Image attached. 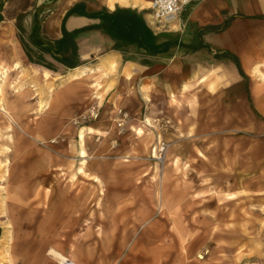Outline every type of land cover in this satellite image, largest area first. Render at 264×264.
Listing matches in <instances>:
<instances>
[{
    "label": "crops",
    "instance_id": "1",
    "mask_svg": "<svg viewBox=\"0 0 264 264\" xmlns=\"http://www.w3.org/2000/svg\"><path fill=\"white\" fill-rule=\"evenodd\" d=\"M12 5L0 0V121L10 135L5 175L14 184L2 205L8 229L1 264H57L51 249L92 264L81 257L82 247L103 260L94 247L105 246V236L122 228L121 211L133 230L138 224L117 178L105 173L129 165L130 156L120 154L135 150L138 141L146 150L156 136L170 145L162 208H169L164 193L170 167L184 182L187 177V183H203L193 199H206L212 190L232 197V182L248 181L250 163L264 166V0H189L167 28L155 20L151 0H29L15 14ZM118 9L136 13L157 43L176 40V45L153 54L146 44L125 43L94 27L100 18L93 14ZM63 27L77 31L75 67L44 50L54 48ZM20 36L34 57L54 68L30 61ZM92 101L98 118L74 126L72 117ZM120 113L126 115L122 135ZM24 132L39 139L65 136L63 152L77 159L33 147ZM30 158L40 175L9 174V167L24 166L20 161ZM177 194L184 198L183 190ZM185 228L178 222L177 230Z\"/></svg>",
    "mask_w": 264,
    "mask_h": 264
},
{
    "label": "rangeland",
    "instance_id": "2",
    "mask_svg": "<svg viewBox=\"0 0 264 264\" xmlns=\"http://www.w3.org/2000/svg\"><path fill=\"white\" fill-rule=\"evenodd\" d=\"M10 1L13 5L9 10L13 14L29 3V0ZM18 24L20 22H17ZM92 107L96 108L97 117H85ZM98 116L96 102L92 101L85 110L72 117L71 123L74 126L87 125ZM125 119L126 115H122V118L117 120L121 135L125 131ZM88 129L92 130L91 127ZM8 133L9 131L5 130L0 121V256L7 253L8 229V216L2 210V205L11 185H14L11 184L9 177H6L4 168V161L7 159L4 149L10 139ZM23 136L33 147L36 146L51 155L63 160L77 159L76 156L63 152L62 145L66 140L63 135L48 139L35 137L36 140L27 134ZM143 139L145 136L142 138L144 145L148 140ZM118 143L117 139L111 141L114 147ZM138 143L139 141L135 150L120 154L122 159L123 156H130L128 159L132 161L129 165L115 167V170L106 168L105 171L106 174L115 175L118 179L113 181L121 186L122 199L127 200V207L136 209L138 224L133 230L132 224L127 222L128 214L124 215L127 212L121 211V218L125 217L124 223H121L122 228L115 229L110 235L105 236L103 240L105 246L94 247L95 250L102 251L104 259L99 261L96 257L89 256L84 247H82L84 251L81 250L82 258L86 257L92 264H264V166L261 165L262 163L256 167L250 163L247 182H232V186L229 185L231 189L229 191L233 193L230 198L221 191L212 190L210 192L212 197L193 199V192L203 183L202 185L187 183V177L184 182L178 177L177 169L172 170L170 167L164 193L169 208H162L161 180L167 171L166 159L170 145L160 136H156L149 150L143 149L144 147H140L141 144ZM163 143L166 149L160 152L159 147ZM11 162L13 164L18 162L13 153ZM20 162L25 165L14 166L12 171V167H9V174L40 175L41 172L34 158ZM178 189L183 190L184 198L177 197ZM178 202L183 204V206L179 204L180 209L177 208ZM177 210H182L183 213L177 214ZM142 218H146L145 224H139ZM178 222H183L185 230L176 229ZM64 249L67 252L71 250L68 245Z\"/></svg>",
    "mask_w": 264,
    "mask_h": 264
},
{
    "label": "trees",
    "instance_id": "3",
    "mask_svg": "<svg viewBox=\"0 0 264 264\" xmlns=\"http://www.w3.org/2000/svg\"><path fill=\"white\" fill-rule=\"evenodd\" d=\"M71 10L68 11L69 14ZM95 17L100 18V22L94 24L96 28L104 29L110 36L125 43L137 42L140 45H145L152 51L153 54L168 51L176 45V40H169L163 43L155 41V35L146 28L138 18L136 13L125 9H118L112 13H96ZM18 29L22 31L21 24H18ZM140 27L142 30L140 31ZM63 35L60 39L54 41V48L45 47V51L49 52L52 57L68 67H75L79 64L78 46L75 39L77 31H68L65 27L62 28ZM24 49L30 61L42 64L49 68H54L53 65L40 57H34L28 44L20 36ZM151 40V42H150Z\"/></svg>",
    "mask_w": 264,
    "mask_h": 264
},
{
    "label": "built area",
    "instance_id": "4",
    "mask_svg": "<svg viewBox=\"0 0 264 264\" xmlns=\"http://www.w3.org/2000/svg\"><path fill=\"white\" fill-rule=\"evenodd\" d=\"M189 0H151V7L153 9V16L155 20L163 27H169V24L176 19L181 7ZM85 117H97L95 107L90 109V112ZM166 145L163 143L159 147V151L163 152Z\"/></svg>",
    "mask_w": 264,
    "mask_h": 264
},
{
    "label": "bare ground",
    "instance_id": "5",
    "mask_svg": "<svg viewBox=\"0 0 264 264\" xmlns=\"http://www.w3.org/2000/svg\"><path fill=\"white\" fill-rule=\"evenodd\" d=\"M235 27V26H234ZM230 31V30H229ZM222 44V43H221ZM84 49V48H83ZM15 55H16V53H15ZM19 64V62L17 61V62H15L14 63V65L16 66V65H18ZM113 65H114V63H112ZM44 74H48L47 73V71H45V73ZM19 88V87H18ZM15 91V90H14ZM3 111L6 113V114H8L7 113V110H5V109H3ZM4 113V114H5ZM14 115V114H13ZM83 132H84V130L83 129H81L80 130V133H79V137H80V140H81V142L83 141ZM24 133H26V132H24ZM27 134V133H26ZM28 136H30L31 138H33V139H35L36 140V138H35V136L34 135H31V134H27ZM81 155L82 156H85V150L84 149H82L81 150ZM50 253L59 261V262H61L62 264H78V263H76L73 259H71V258H69V257H66L65 255H63L62 253H60V252H58V251H56V250H50ZM11 260H12V258H11Z\"/></svg>",
    "mask_w": 264,
    "mask_h": 264
}]
</instances>
